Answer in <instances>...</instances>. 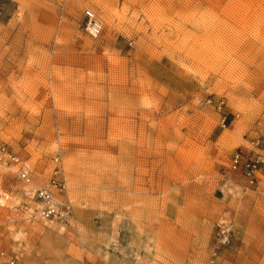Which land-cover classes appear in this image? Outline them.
<instances>
[{"label":"rangeland","instance_id":"1","mask_svg":"<svg viewBox=\"0 0 264 264\" xmlns=\"http://www.w3.org/2000/svg\"><path fill=\"white\" fill-rule=\"evenodd\" d=\"M262 135L264 0H0V145L35 187L59 154L74 204L0 167L20 264H264V175L231 166Z\"/></svg>","mask_w":264,"mask_h":264},{"label":"built area","instance_id":"2","mask_svg":"<svg viewBox=\"0 0 264 264\" xmlns=\"http://www.w3.org/2000/svg\"><path fill=\"white\" fill-rule=\"evenodd\" d=\"M86 17V30L90 35L97 36L102 24L99 21L96 12L91 8L84 10ZM218 106L221 108L225 104V100H218ZM226 117L223 118L225 120ZM255 146L264 145V135L254 141ZM56 161L53 172L48 181L38 186L35 190V197L39 206L35 213L43 218H54L69 221L74 215V204L68 195L69 183L66 177L62 158L56 154L53 158ZM4 162V164L2 163ZM12 163L19 165L17 175L27 181H31L32 175L30 170H26L21 163V157L12 152L6 144L0 145V164L9 166ZM231 166L233 169L239 170L246 179L248 186L253 185L264 175V152H260L254 156H250L248 152L242 148L237 150L232 156ZM0 255L6 257L8 264H20L18 257L9 254L5 250H0Z\"/></svg>","mask_w":264,"mask_h":264},{"label":"bare ground","instance_id":"3","mask_svg":"<svg viewBox=\"0 0 264 264\" xmlns=\"http://www.w3.org/2000/svg\"><path fill=\"white\" fill-rule=\"evenodd\" d=\"M55 162V164H56V161H54ZM3 164H4V162H2ZM21 163H22V160H21ZM13 164H16V163H13ZM16 165H18V164H16ZM24 165V164H23ZM25 166V165H24ZM0 167H4V168H7V169H9V170H13V169H11L12 167L9 165V166H7V165H1L0 164ZM25 169H26V167H24ZM26 170H28V169H26ZM14 171V170H13ZM18 169H17V171H14L16 174L18 173ZM21 180L23 181V182H25L28 186L30 185V186H32V187H34V193H33V196L35 195V190H36V188L37 187H35L34 186V184L31 182L32 181V179H31V181H27V180H25V179H23V178H21ZM69 188V187H68ZM35 197V196H34ZM54 219V218H53Z\"/></svg>","mask_w":264,"mask_h":264}]
</instances>
